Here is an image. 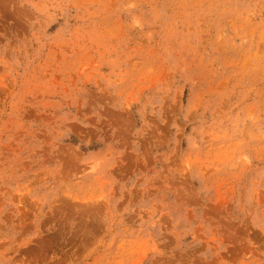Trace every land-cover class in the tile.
<instances>
[{
	"label": "rangeland",
	"instance_id": "obj_1",
	"mask_svg": "<svg viewBox=\"0 0 264 264\" xmlns=\"http://www.w3.org/2000/svg\"><path fill=\"white\" fill-rule=\"evenodd\" d=\"M0 264H264V0H0Z\"/></svg>",
	"mask_w": 264,
	"mask_h": 264
}]
</instances>
